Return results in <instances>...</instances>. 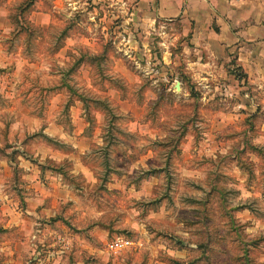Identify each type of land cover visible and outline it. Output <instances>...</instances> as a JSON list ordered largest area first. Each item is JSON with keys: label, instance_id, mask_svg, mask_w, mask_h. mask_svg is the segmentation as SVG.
Returning a JSON list of instances; mask_svg holds the SVG:
<instances>
[{"label": "clouds", "instance_id": "obj_1", "mask_svg": "<svg viewBox=\"0 0 264 264\" xmlns=\"http://www.w3.org/2000/svg\"><path fill=\"white\" fill-rule=\"evenodd\" d=\"M0 264H264V0H0Z\"/></svg>", "mask_w": 264, "mask_h": 264}]
</instances>
